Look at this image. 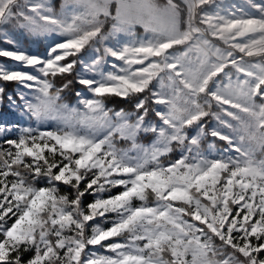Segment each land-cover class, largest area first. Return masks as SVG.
Returning a JSON list of instances; mask_svg holds the SVG:
<instances>
[{
  "label": "snow or ice",
  "instance_id": "obj_1",
  "mask_svg": "<svg viewBox=\"0 0 264 264\" xmlns=\"http://www.w3.org/2000/svg\"><path fill=\"white\" fill-rule=\"evenodd\" d=\"M0 44V264H264V0H0Z\"/></svg>",
  "mask_w": 264,
  "mask_h": 264
},
{
  "label": "rangeland",
  "instance_id": "obj_2",
  "mask_svg": "<svg viewBox=\"0 0 264 264\" xmlns=\"http://www.w3.org/2000/svg\"><path fill=\"white\" fill-rule=\"evenodd\" d=\"M160 2H164V0H160ZM236 2H241V0H236ZM20 47H24L26 50H29V51H33V52H42L43 51V47L41 45H38V44H32V45H29L27 43H25L23 41L22 38H20V42H19V45ZM0 47H9V45L7 44H0ZM2 62V61H0ZM3 63H6V64H10L12 66H16L13 62L11 61H4ZM13 117H11L10 115L8 116V119H12Z\"/></svg>",
  "mask_w": 264,
  "mask_h": 264
},
{
  "label": "trees",
  "instance_id": "obj_3",
  "mask_svg": "<svg viewBox=\"0 0 264 264\" xmlns=\"http://www.w3.org/2000/svg\"><path fill=\"white\" fill-rule=\"evenodd\" d=\"M0 61L4 62L6 60H4L3 58H0ZM73 96H74V92H73ZM74 102V101H73Z\"/></svg>",
  "mask_w": 264,
  "mask_h": 264
}]
</instances>
